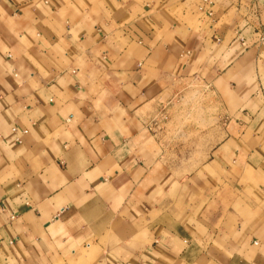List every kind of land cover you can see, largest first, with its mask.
Returning <instances> with one entry per match:
<instances>
[{"label":"crops","instance_id":"0c3cea01","mask_svg":"<svg viewBox=\"0 0 264 264\" xmlns=\"http://www.w3.org/2000/svg\"><path fill=\"white\" fill-rule=\"evenodd\" d=\"M0 264H264V0H0Z\"/></svg>","mask_w":264,"mask_h":264},{"label":"rangeland","instance_id":"374dc122","mask_svg":"<svg viewBox=\"0 0 264 264\" xmlns=\"http://www.w3.org/2000/svg\"><path fill=\"white\" fill-rule=\"evenodd\" d=\"M196 95H197L196 93L190 92L188 93V95H185L186 97L182 99H184L185 103L188 102L194 105L196 101H201L200 99H203L202 97H198ZM166 109L162 107L161 111L157 112L156 116L154 117V120L157 122L158 127H159V131H157L156 134L160 135V138H161L160 140L162 141L164 147H166L170 143L169 141L170 137L168 135H170L171 133L175 135L174 143L181 145V147H186L185 146L186 137L184 133H187V131L194 133L196 132V129H197L204 133V132L209 131V129L213 127H217V125L214 124L213 120L211 118L209 119V117L211 116L210 114L213 113L212 110L208 112V116H209L208 119L206 118L205 120H203V122L201 121L200 123H198L196 119L197 117L199 118L201 117L200 116L201 113H198L197 108L193 107L189 112L184 110V108H181V107L176 108V114H175L176 120H175V123L171 124V123H168L169 116L165 113ZM164 117H166L167 119L165 120ZM190 142L191 141H189V143ZM184 151H188V148H185Z\"/></svg>","mask_w":264,"mask_h":264},{"label":"built area","instance_id":"2783aa9c","mask_svg":"<svg viewBox=\"0 0 264 264\" xmlns=\"http://www.w3.org/2000/svg\"><path fill=\"white\" fill-rule=\"evenodd\" d=\"M201 2L203 6H208L211 4V0H201ZM164 119L166 120L167 118L164 117ZM151 125L153 130H156V132L159 131L158 124L155 120H152ZM12 132H14V130H12Z\"/></svg>","mask_w":264,"mask_h":264}]
</instances>
